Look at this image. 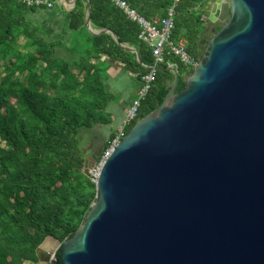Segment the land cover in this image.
Wrapping results in <instances>:
<instances>
[{
  "label": "water",
  "instance_id": "water-1",
  "mask_svg": "<svg viewBox=\"0 0 264 264\" xmlns=\"http://www.w3.org/2000/svg\"><path fill=\"white\" fill-rule=\"evenodd\" d=\"M87 1V30L141 62L92 28ZM203 4L208 25L222 24L185 85L175 91L171 70L161 104L103 161L79 228L46 236L38 262L264 264V0Z\"/></svg>",
  "mask_w": 264,
  "mask_h": 264
},
{
  "label": "trees",
  "instance_id": "trees-1",
  "mask_svg": "<svg viewBox=\"0 0 264 264\" xmlns=\"http://www.w3.org/2000/svg\"><path fill=\"white\" fill-rule=\"evenodd\" d=\"M47 1L50 6L0 0V264H60L58 259L38 262L35 248L48 235L59 240L71 236L95 200V184L83 171L90 149L81 145L79 134L109 122L108 69L121 67L140 81L153 62L150 48L137 38L138 25L111 1L89 0L91 26L112 30L120 43L137 50L141 62L109 32L87 30V0H75L66 17L63 5ZM127 1L146 17L164 15L172 3ZM41 10L46 17L39 24L35 15ZM58 14L70 31L69 43H64L72 53L69 58L57 54L63 43L50 38L53 30L44 25L55 22ZM205 16L203 0H179L174 8L172 36L184 38L187 51L198 59ZM212 34L208 31L205 37ZM177 71L175 91L183 88L184 75L192 69L180 64ZM172 80L173 73L159 66L126 132L161 104Z\"/></svg>",
  "mask_w": 264,
  "mask_h": 264
},
{
  "label": "built area",
  "instance_id": "built-area-1",
  "mask_svg": "<svg viewBox=\"0 0 264 264\" xmlns=\"http://www.w3.org/2000/svg\"><path fill=\"white\" fill-rule=\"evenodd\" d=\"M26 1L29 4L34 2L38 5H51L47 0ZM109 1L120 8L128 18L139 24L140 30L137 38L145 42L150 48L153 62L151 65L146 66L148 71L140 76L141 86L137 92V98L133 100L131 106L128 108L124 120L116 130V134L109 139L107 147L102 149L100 153L99 160L90 169L92 180L96 179L103 161L126 134V128L136 119L140 100L145 96L152 82L155 80L158 67L165 65L170 71H177L178 66L181 64L187 69H193L199 60L187 51V41L184 38H173L172 36L174 29V8L179 0H172L164 15H154L148 18L137 12L135 8L129 5L127 0Z\"/></svg>",
  "mask_w": 264,
  "mask_h": 264
},
{
  "label": "rangeland",
  "instance_id": "rangeland-1",
  "mask_svg": "<svg viewBox=\"0 0 264 264\" xmlns=\"http://www.w3.org/2000/svg\"><path fill=\"white\" fill-rule=\"evenodd\" d=\"M58 3L64 6V2L61 0H57ZM35 19L39 21L38 23L41 24L43 20L45 21L44 12L41 10L38 14L35 15ZM206 17V16H205ZM32 18H34L32 16ZM63 15L58 14L55 16L53 20L55 22H51L50 20L46 21V27L51 28L53 31L49 32V37L54 38L58 37V39L63 43L57 49V54L63 57L69 58L72 56V53L69 50L64 48V20ZM63 21V22H62ZM222 23H215L214 25H208L205 29L209 30L211 33L212 27L221 26ZM210 28V29H209ZM22 42V39H20ZM206 40L201 39L200 45L203 47L202 53L205 47ZM115 69V67H114ZM184 74H182L183 76ZM189 74L184 75V78H187ZM106 88L111 94V99L109 100L106 111L109 113V122L104 124H96L91 128H84L81 130L79 137L81 141V145L85 143L86 147L92 148V151H99L101 153L102 149V141H108L109 135L111 132L116 131L120 124H117V119L120 118L121 113L123 110L125 113L127 112L128 108L131 106L133 100L137 98V90L141 86V82L137 79L134 75L129 74L125 69H121L116 73H108L104 79ZM137 88V89H136ZM127 108V109H126ZM124 120V119H123ZM122 120V121H123ZM105 142V143H106ZM99 155L96 157L89 156L87 165L85 167L92 168V166L97 163L99 160ZM84 167V168H85ZM83 168V170H84ZM89 170V169H88ZM90 173V170H89ZM91 177V176H89Z\"/></svg>",
  "mask_w": 264,
  "mask_h": 264
},
{
  "label": "crops",
  "instance_id": "crops-1",
  "mask_svg": "<svg viewBox=\"0 0 264 264\" xmlns=\"http://www.w3.org/2000/svg\"><path fill=\"white\" fill-rule=\"evenodd\" d=\"M128 2V1H127ZM114 4V3H113ZM73 7V6H72ZM71 5L70 4H65L64 3V6H63V9H64V17H66L65 16V12H68L71 8ZM169 7V6H168ZM205 8V7H204ZM166 11H167V9H166ZM138 12V11H137ZM166 13V12H165ZM125 14V13H124ZM141 14V13H140ZM126 15V14H125ZM156 15H160V14H156ZM144 16V15H143ZM154 16V15H153ZM127 17V16H126ZM146 17V16H145ZM151 17V16H150ZM128 18V17H127ZM148 18V17H147ZM130 19V18H129ZM131 20V19H130ZM135 22V21H134ZM136 23V22H135ZM137 25H138V28H139V30H140V26H139V24L138 23H136ZM207 24V21L205 20V25ZM207 26V25H206ZM94 29V28H93ZM210 29V28H209ZM96 31L97 30H99V29H95ZM209 30H207V29H204L203 28V30H202V32H201V34H200V40L201 39H204V40H208L206 37H205V34L208 32ZM139 32V31H138ZM70 40V31L65 27V24H64V43L66 44V45H68V43H69V40ZM122 68L121 67H115V69H114V67H110L109 69H108V73H117L118 72V70L120 71ZM129 74H131V75H134V76H136L135 74H132V73H130V72H128ZM137 89V88H136ZM138 90H139V88H138ZM138 90H137V92H138ZM136 92V93H137ZM127 109V108H126ZM125 111L123 110V112L121 113V116H120V118H118L117 120V124H120L121 122H122V120L125 118ZM112 133V132H111ZM111 133H110V135H111ZM110 135H109V137H110ZM103 143H102V147H101V149L103 148V146H104V144H105V142L104 141H102ZM83 147L86 149V150H88V149H90V151H87V154H86V158H87V162H88V158H89V156H93V157H96L97 158V156L100 154V152L98 151H92V148H89V147H86L85 146V143H83ZM88 152H90V153H88Z\"/></svg>",
  "mask_w": 264,
  "mask_h": 264
}]
</instances>
